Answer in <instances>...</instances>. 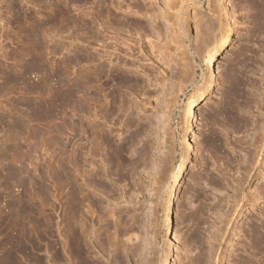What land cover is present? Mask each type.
<instances>
[{
	"label": "rangeland",
	"instance_id": "1",
	"mask_svg": "<svg viewBox=\"0 0 264 264\" xmlns=\"http://www.w3.org/2000/svg\"><path fill=\"white\" fill-rule=\"evenodd\" d=\"M258 236L264 0H0V264H264Z\"/></svg>",
	"mask_w": 264,
	"mask_h": 264
},
{
	"label": "bare ground",
	"instance_id": "2",
	"mask_svg": "<svg viewBox=\"0 0 264 264\" xmlns=\"http://www.w3.org/2000/svg\"><path fill=\"white\" fill-rule=\"evenodd\" d=\"M210 11H212V10H210ZM212 13H214V12H211V14ZM200 14L202 16L200 15L199 17H200V19H202L203 13H200ZM213 16H214L213 14L211 17L208 16L209 17L208 21H202L201 22L202 26H199V29H201V32H202L201 33V39L202 40L200 41L199 45H205V44L207 45L206 52L202 58H203L204 66L206 67V72L209 74L208 75L209 84L206 86V88H204V90H202L200 92L199 95L188 99V101L186 103V108L184 109V115H185V120H186L187 132L192 131L193 127L195 125V120H194L195 119V106L197 105V103H199L200 100L204 99V96L208 92L213 90L212 84H213L214 79H215L214 63L217 59V56L227 48V46L229 45V42L231 40L232 29L230 27H228V29H226V31H225V29L221 30L220 29L221 22L218 19H216V16H214V17ZM218 38H220L219 43H218ZM190 84H191V82H190ZM16 128H17V126L15 124V129ZM12 129H14V128H12ZM14 132H15V130H14ZM186 145L190 149L191 144L188 143V140H186ZM12 146H14V145H12ZM14 148H17V147H14ZM13 150H15V149H13ZM16 151H17V149H16ZM188 159H189V154L187 152V154H185L184 158L181 160L177 172H175L173 174L174 193L171 194L170 200H168V202L166 204L167 217H166V219H164V225L166 226V231H167L166 236H168L169 238L172 235V228H171V226L173 224L172 214H173V205L175 202L176 189L178 187L180 179L183 178V176H184L185 169L187 167ZM258 198H259V196H258ZM257 242H258V245H256L257 246L256 248L258 249V247H260L261 244H264V236H258ZM75 250H76V248L73 249V251H75ZM170 260L171 259L167 256L164 259L162 264H170ZM242 264H251V263L246 262V263H242Z\"/></svg>",
	"mask_w": 264,
	"mask_h": 264
}]
</instances>
